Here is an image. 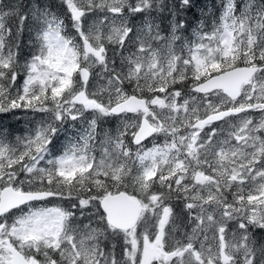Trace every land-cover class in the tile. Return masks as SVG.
Listing matches in <instances>:
<instances>
[{"label":"snow or ice","instance_id":"6c2138e0","mask_svg":"<svg viewBox=\"0 0 264 264\" xmlns=\"http://www.w3.org/2000/svg\"><path fill=\"white\" fill-rule=\"evenodd\" d=\"M0 264H264V0H0Z\"/></svg>","mask_w":264,"mask_h":264},{"label":"trees","instance_id":"16d2710c","mask_svg":"<svg viewBox=\"0 0 264 264\" xmlns=\"http://www.w3.org/2000/svg\"><path fill=\"white\" fill-rule=\"evenodd\" d=\"M9 119H10V117H7V118H5V122L7 123V124H12L15 128H17L18 130H22L23 129V125H22V123H19V124H17L16 123V121H15V119H13V120H11V121H9Z\"/></svg>","mask_w":264,"mask_h":264},{"label":"rangeland","instance_id":"374dc122","mask_svg":"<svg viewBox=\"0 0 264 264\" xmlns=\"http://www.w3.org/2000/svg\"><path fill=\"white\" fill-rule=\"evenodd\" d=\"M54 2L55 3H58L59 2V0H54ZM14 118H12V117H10V119H9V121H11V120H13ZM5 122V121H4ZM6 123V122H5ZM22 123V122H21ZM22 125H23V128L25 127V125L22 123Z\"/></svg>","mask_w":264,"mask_h":264}]
</instances>
